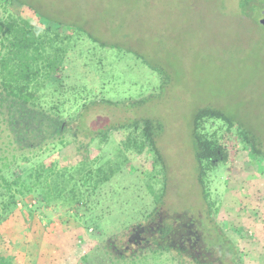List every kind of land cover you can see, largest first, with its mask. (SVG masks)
Here are the masks:
<instances>
[{"label":"rangeland","instance_id":"rangeland-1","mask_svg":"<svg viewBox=\"0 0 264 264\" xmlns=\"http://www.w3.org/2000/svg\"><path fill=\"white\" fill-rule=\"evenodd\" d=\"M20 1L37 16L84 22L90 29L102 31L105 39H115L113 43L118 47L106 50L112 52L95 49L86 41L75 47L86 66L97 65L86 67L85 76L89 86L102 89L106 98L138 99L158 94L155 88L159 76L144 67L136 57L139 54L174 73L173 83L162 92L163 96L153 97L142 108L100 107L91 112L92 125L96 126L142 117L160 120L164 130L157 145L163 170L152 166L148 154L137 156L123 148L125 137L129 133L132 138L135 136L132 130L113 133L101 146L99 155L103 161H112L121 151L129 162L126 170L98 187L97 203L92 199L86 213L91 226L88 234L81 235L84 225L75 220L70 197H63L41 216L32 218L22 233L26 241L20 249L29 253L32 242H28L33 238L41 249L37 264H75L78 257L96 253V247L108 249L112 244H117L120 252L140 254L138 249L145 247L144 237L137 232L128 236V231L134 229H123L145 220L150 211H156L150 227L159 222L175 227L171 218L185 214L188 219L178 225L195 231L199 221H206L207 205L196 181L191 140L193 115L203 106L225 107L235 118L253 127L264 142L263 30L251 27V21L241 17L237 0ZM7 9L24 14L17 4ZM28 10L25 14L32 15ZM33 20L36 22L34 17ZM100 81L104 82L102 88ZM217 125L208 126L209 131L218 130ZM51 155L58 167L70 166L75 160L73 149ZM207 183L208 201L219 209L214 217L231 229L232 236H238V232L245 264H264V217L255 216L256 212L264 214V163L246 152L240 153L232 169L220 164L209 173ZM80 211L79 214L84 209ZM122 232L121 237L113 236ZM189 236V232L185 233L184 240L188 241ZM166 239L172 247L178 241ZM82 242L84 246H80ZM74 244L78 245L77 251ZM148 264L153 261L150 259Z\"/></svg>","mask_w":264,"mask_h":264},{"label":"trees","instance_id":"trees-1","mask_svg":"<svg viewBox=\"0 0 264 264\" xmlns=\"http://www.w3.org/2000/svg\"><path fill=\"white\" fill-rule=\"evenodd\" d=\"M1 1L0 264H37L41 249L33 238L28 242H32L29 253L20 249L26 241L22 233L32 218L41 216L58 199L70 197L74 218L84 225L81 235L88 234L91 226L87 224L89 214L86 213L90 211L92 199L97 203L98 187L126 170L129 157L123 152L112 161H103L99 155L101 146L113 133L132 130L135 136L132 138L129 133L122 143L123 148L137 156L148 154L152 157V166L163 170L164 162L157 145L164 130L160 120L142 117L96 126L92 125L91 112L100 107L142 108L153 97L163 96L162 92L173 83L174 73L169 68L155 66L139 54L136 57L144 67L159 76V85L155 88L158 94L138 99L106 98L102 89L89 86L85 76L86 67L97 68V65L86 66L75 47L86 41L100 51L114 50L118 47L113 43L115 39H105L102 31L90 29L84 22H62L37 16L20 0ZM13 4L21 6L24 14L9 11L7 6ZM236 8L241 17L251 21V27L264 32L258 24L259 18L264 17V0H237ZM27 10L32 15L25 14ZM100 83L102 88L104 82ZM214 125L218 130L210 132L208 126ZM191 140L197 166L196 181L207 205L206 221H199L192 231L178 225L188 218L177 214L171 218L177 224L175 227L165 222L150 227L156 213L150 211L145 220L123 229H134L128 231V236L137 232L144 237L145 247L138 249L140 254L120 252L117 244H112L108 249L96 247V253L78 257L75 264H148L150 259L153 264H245L238 232H235L238 236H232L231 229L214 217L219 209L208 201V175L220 164L230 165L232 169L243 152L264 163V142L256 136L253 127L235 118L230 110L214 106H203L195 111ZM64 149H73L75 160L70 166L58 167L51 154ZM82 208L85 212L79 214ZM263 215L255 213L257 218ZM188 232L187 244L184 234ZM123 235L122 232L113 236ZM167 237L178 238L177 244L168 245ZM80 246H84V242ZM72 247L78 250V245Z\"/></svg>","mask_w":264,"mask_h":264},{"label":"water","instance_id":"water-1","mask_svg":"<svg viewBox=\"0 0 264 264\" xmlns=\"http://www.w3.org/2000/svg\"><path fill=\"white\" fill-rule=\"evenodd\" d=\"M258 24L260 25V27H262L264 29V17H261L259 20H258Z\"/></svg>","mask_w":264,"mask_h":264}]
</instances>
